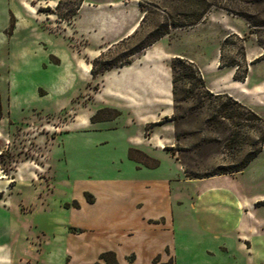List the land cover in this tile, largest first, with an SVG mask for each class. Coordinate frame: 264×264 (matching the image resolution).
Returning a JSON list of instances; mask_svg holds the SVG:
<instances>
[{
	"label": "rangeland",
	"instance_id": "obj_1",
	"mask_svg": "<svg viewBox=\"0 0 264 264\" xmlns=\"http://www.w3.org/2000/svg\"><path fill=\"white\" fill-rule=\"evenodd\" d=\"M56 1L0 0V255L85 264L113 247L149 264L164 244L177 253L200 245V259L175 264H264V226L249 236L250 255L223 221L236 211L251 212L246 226L264 223V0H208L196 24L94 76L95 58L122 56L162 13L139 26L138 0H81L66 21L52 12ZM220 53L234 65L219 68ZM175 56L203 72L207 89L230 90L242 106L187 93L188 79L173 101ZM245 68L241 83L226 76ZM258 148L240 171L198 178ZM199 194L207 196L196 204ZM161 216L172 220L146 222ZM213 223L216 233L205 228ZM221 244L227 253L202 252Z\"/></svg>",
	"mask_w": 264,
	"mask_h": 264
},
{
	"label": "trees",
	"instance_id": "obj_2",
	"mask_svg": "<svg viewBox=\"0 0 264 264\" xmlns=\"http://www.w3.org/2000/svg\"><path fill=\"white\" fill-rule=\"evenodd\" d=\"M68 0H57L55 6L53 8V13L59 19H64L66 21H70L76 11L80 7L81 0H77L71 4L67 2ZM212 3L208 0H138V7L141 11V17L139 26L143 21L148 17V13L154 12L153 10H160L162 13V20L158 23L152 30H150L145 38L136 44L134 47L127 50V52L123 53L122 56L118 58H103V54H100L97 58H95L91 63L90 73L92 76L97 74H102L104 71L109 70L114 67H122L124 65L130 64V57L135 54L142 53L146 48L151 46L154 42L159 40L164 35L168 34L171 29L181 28V27H189L196 24L200 21L206 12L211 7ZM49 10V8H46ZM37 12L42 11V8H37ZM136 31V30H134ZM123 41V39L121 40ZM222 46V44H221ZM220 46V52H221ZM256 61V60H253ZM252 61V62H253ZM99 65V68L96 66ZM234 63L223 64L221 62V53L219 54V64L218 67L221 68L223 66H232ZM169 68L171 71V93L173 97V101H177V88L178 82L184 81V79L189 80V90L187 93H192L193 90H197L196 96L200 98V96H204V94L213 95L215 97H223L227 99V101H231L237 106H242L240 102L236 99L228 95L227 93H217L213 94L210 92L203 81V77L200 73L199 68L190 60L185 59L181 56H175L169 61ZM247 75V68H245L244 74L241 77H237L235 72L232 73L231 78L234 81L243 82ZM189 97L188 95L185 98ZM223 108V106H222ZM226 108L224 107V110ZM116 115L118 114L117 110H112ZM226 111V110H225ZM222 114L223 117H231V113ZM250 117L249 119L260 120L254 112L248 111ZM264 141V136L261 138ZM260 152V148L256 150H252L248 152L245 158L237 165H234L226 170H219L209 174H205L203 176H198V178H205L213 175L219 174H228L240 171L243 169L258 153ZM156 165L154 160H151V166ZM98 258L103 259L105 264H116V260L114 257V253L111 251H105L99 254ZM93 264H99L95 262ZM171 264V262H168Z\"/></svg>",
	"mask_w": 264,
	"mask_h": 264
},
{
	"label": "crops",
	"instance_id": "obj_3",
	"mask_svg": "<svg viewBox=\"0 0 264 264\" xmlns=\"http://www.w3.org/2000/svg\"><path fill=\"white\" fill-rule=\"evenodd\" d=\"M202 72V70H201ZM202 76H203V72H202ZM227 77H231L232 76V72L230 74L226 75ZM207 86L208 89L210 90V92L212 93H227L228 95H230L231 97H233L234 99H236L237 101H241L240 97L233 93L230 90L227 89H223V88H217V86H215L214 84H210L208 82ZM234 84L236 83H241L240 81H233ZM220 194V192H217V194ZM218 194V196H219ZM207 195H204L203 197H205ZM223 196V195H222ZM203 197H200V194L197 195V198L194 200L195 203H200L203 199ZM209 197L213 198V202L216 201H220L219 197H216V195L210 194ZM223 204H225L224 201H221ZM227 206V205H225ZM234 219L232 221L229 220V218H227V216H225L224 218V223L228 226V228H230L229 230L232 231L235 234V237L241 242L242 247L247 251L248 254H252L253 253V243L252 240L250 239V235L253 234H257L259 232V229H262V227L264 226V223H258L257 227H255V223L246 226L243 223V219L246 216H250L251 212H234ZM200 217V216H199ZM172 220V217L170 216L169 218H166L164 216L159 217L158 219H146L147 223H151V224H160V225H165L167 224L168 221ZM260 224V226H259ZM217 224H211L210 226H207L205 228L209 229L210 232L212 233H216L219 230V226L216 227ZM261 227V228H258ZM83 229V228H81ZM84 230V229H83ZM239 237V238H238ZM189 249V248H187ZM198 252H193L192 249L190 248V250H184V252H180L177 253L171 246H169L168 244H164L162 245V247L157 250H154L153 252H151L148 255V260H149V264H168V262H171V264H175L176 261L178 259H183V258H188L189 260H194V259H200V245L197 247L196 249ZM105 251H111L114 253V257L116 260V264H138V253L135 251H129V252H121L119 249L117 248H107L106 250H101L97 253L96 257L94 260H91L85 264H93L95 262H98L99 264H105V261L103 259L98 258L99 254ZM203 254L206 257H213V255H215L218 252H222V253H227L228 252V248L227 246H225L224 244L218 245V247L216 249H212V248H204L202 249ZM69 255L67 256V260L69 261ZM31 260V259H29ZM67 261V262H68ZM0 264H29V261L24 260V259H20L17 262H14L11 258H8L7 256H3L0 255ZM33 264V263H32Z\"/></svg>",
	"mask_w": 264,
	"mask_h": 264
}]
</instances>
